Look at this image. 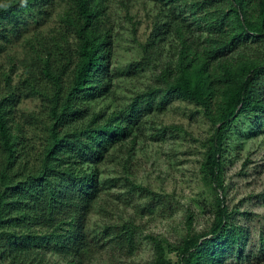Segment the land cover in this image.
<instances>
[{"label": "trees", "instance_id": "16d2710c", "mask_svg": "<svg viewBox=\"0 0 264 264\" xmlns=\"http://www.w3.org/2000/svg\"><path fill=\"white\" fill-rule=\"evenodd\" d=\"M133 1L118 0L126 9ZM141 1L155 14L130 66L154 70L113 106L112 0H0V264H87L108 243L133 250V220L89 227L118 181L101 167L116 158L129 164L146 125L156 135L181 130L154 127L172 98L209 124L199 173L214 191L212 219L197 232L188 212L175 243L150 236L146 264L250 263L258 254L263 263L264 214L257 251L244 256L249 213L225 202L224 154L242 117L264 134V0ZM30 98L36 106L20 109ZM124 180L128 194L144 199L141 210L169 208L161 194Z\"/></svg>", "mask_w": 264, "mask_h": 264}, {"label": "rangeland", "instance_id": "374dc122", "mask_svg": "<svg viewBox=\"0 0 264 264\" xmlns=\"http://www.w3.org/2000/svg\"><path fill=\"white\" fill-rule=\"evenodd\" d=\"M110 10L114 18L112 66L118 74L113 99L107 103L121 106L150 79L154 70L149 67L134 73L130 65L140 55L137 42L145 40L155 9L150 2L141 0L133 1L127 9L118 0H112ZM36 104L34 98L24 99L19 108L31 109ZM193 109L192 104L170 99L166 109L156 116L154 127L173 124L180 125L181 130L156 135L155 130L146 125L144 136L134 146L129 164L123 165L122 159L116 158L101 167L104 178L118 181L104 191L100 203L105 211L95 210L89 227L99 230L103 224L120 225L128 219L133 220L137 225L135 248L130 251L127 247L108 243L87 264H146L153 253L150 236L164 238L170 243L179 241L186 231L188 212L192 215L191 226L195 231L208 228L212 219L209 204L214 191L203 185L199 162L203 150L200 143L209 132V124L201 114L191 115ZM253 122V117L239 119L227 140L224 154L225 202L249 213V219L244 218L249 228L244 256L257 251L258 231L263 225L264 214V202L259 197L264 190V134L258 128H249ZM124 177L161 194L169 208H157L151 213L141 210L138 206L144 199L138 200L137 194L127 193ZM169 256L174 257L173 253ZM261 257L259 254L255 258L249 256L250 263L244 259H231L228 264H261Z\"/></svg>", "mask_w": 264, "mask_h": 264}]
</instances>
